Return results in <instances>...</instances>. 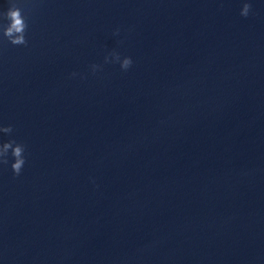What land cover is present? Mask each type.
Here are the masks:
<instances>
[{
  "label": "water",
  "instance_id": "95a60500",
  "mask_svg": "<svg viewBox=\"0 0 264 264\" xmlns=\"http://www.w3.org/2000/svg\"><path fill=\"white\" fill-rule=\"evenodd\" d=\"M0 264H264V0H0Z\"/></svg>",
  "mask_w": 264,
  "mask_h": 264
}]
</instances>
